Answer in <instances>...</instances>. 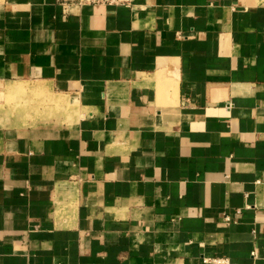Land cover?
<instances>
[{
  "label": "crops",
  "instance_id": "1",
  "mask_svg": "<svg viewBox=\"0 0 264 264\" xmlns=\"http://www.w3.org/2000/svg\"><path fill=\"white\" fill-rule=\"evenodd\" d=\"M214 256L264 264V0H0V264Z\"/></svg>",
  "mask_w": 264,
  "mask_h": 264
},
{
  "label": "built area",
  "instance_id": "2",
  "mask_svg": "<svg viewBox=\"0 0 264 264\" xmlns=\"http://www.w3.org/2000/svg\"><path fill=\"white\" fill-rule=\"evenodd\" d=\"M64 1L73 2L79 5H113V6H125V7L133 6V0H64ZM225 219L229 220V216L226 215ZM204 261L212 264H229V259L224 256H214L210 258H204Z\"/></svg>",
  "mask_w": 264,
  "mask_h": 264
},
{
  "label": "rangeland",
  "instance_id": "3",
  "mask_svg": "<svg viewBox=\"0 0 264 264\" xmlns=\"http://www.w3.org/2000/svg\"><path fill=\"white\" fill-rule=\"evenodd\" d=\"M26 94H27V96H26ZM2 98V97H1ZM37 98H39V99H41L40 97H39V95L38 94H35V93H25V94H15L14 96H8V97H4V107L6 108V109H10L12 112L14 111H16V109L15 108H13L14 107V104H16V103H14V102H17V105L19 106L18 107V109L20 110V109H23L24 110V108L26 107V109L28 110V108L29 107H27L28 105H29V99H31V101H35ZM42 100H40L39 102H41ZM12 103V104H11ZM24 104H26V106H24ZM38 106V109H41V110H43L39 105H37ZM19 110H17L18 112H20ZM70 112V116L72 115V114H74V113H72L71 111H68L67 112V114Z\"/></svg>",
  "mask_w": 264,
  "mask_h": 264
}]
</instances>
